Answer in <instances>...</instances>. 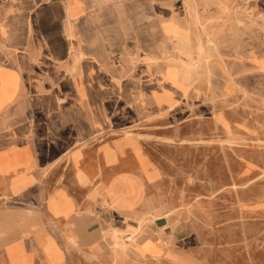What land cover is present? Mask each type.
<instances>
[{"label":"crops","instance_id":"1","mask_svg":"<svg viewBox=\"0 0 264 264\" xmlns=\"http://www.w3.org/2000/svg\"><path fill=\"white\" fill-rule=\"evenodd\" d=\"M169 19L147 0H0V264H109L110 234L147 216L159 170L109 105L123 89L138 110L182 102L185 84L147 50ZM148 25L161 35L131 55L130 26Z\"/></svg>","mask_w":264,"mask_h":264},{"label":"rangeland","instance_id":"2","mask_svg":"<svg viewBox=\"0 0 264 264\" xmlns=\"http://www.w3.org/2000/svg\"><path fill=\"white\" fill-rule=\"evenodd\" d=\"M147 2L171 19L163 35L130 26L125 48L135 55L139 40L160 34L150 65L172 69L186 91L168 112L138 110L135 90H122L128 104L115 96L109 105L159 170L148 174L157 178L147 183V216L127 234L113 231L114 245L107 238L109 264H264V0ZM158 216L168 220L163 235Z\"/></svg>","mask_w":264,"mask_h":264},{"label":"bare ground","instance_id":"3","mask_svg":"<svg viewBox=\"0 0 264 264\" xmlns=\"http://www.w3.org/2000/svg\"><path fill=\"white\" fill-rule=\"evenodd\" d=\"M194 3V2H193ZM192 4V3H191ZM184 68V67H183ZM177 70V69H176ZM188 71V70H187ZM188 77V76H187ZM189 78V77H188ZM159 87V86H158ZM190 87V86H189ZM161 88V87H160ZM163 89V88H162ZM83 116V115H82ZM83 120V119H82ZM167 138V137H166ZM171 138V137H170ZM173 139V137H172ZM227 141V140H226ZM195 175V174H194ZM132 195V194H131ZM116 244L123 245V242H119V240L116 242ZM115 251V250H114ZM156 259V258H155ZM87 262V261H86Z\"/></svg>","mask_w":264,"mask_h":264}]
</instances>
